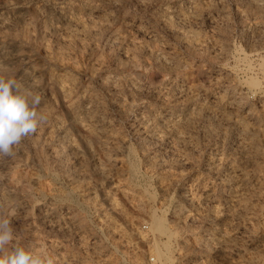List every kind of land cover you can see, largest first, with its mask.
I'll use <instances>...</instances> for the list:
<instances>
[{"label":"rangeland","instance_id":"1","mask_svg":"<svg viewBox=\"0 0 264 264\" xmlns=\"http://www.w3.org/2000/svg\"><path fill=\"white\" fill-rule=\"evenodd\" d=\"M256 1L0 0V75L40 93L47 116L0 157L14 243L55 264H159L156 243L173 264H264ZM177 114L185 121L168 130ZM229 168L243 174L229 180ZM164 205L167 229L152 231Z\"/></svg>","mask_w":264,"mask_h":264},{"label":"clouds","instance_id":"2","mask_svg":"<svg viewBox=\"0 0 264 264\" xmlns=\"http://www.w3.org/2000/svg\"><path fill=\"white\" fill-rule=\"evenodd\" d=\"M43 96L11 77L0 75V157L15 155L21 141L47 122L39 110ZM10 209L0 215V264H55L52 257L14 243Z\"/></svg>","mask_w":264,"mask_h":264},{"label":"bare ground","instance_id":"3","mask_svg":"<svg viewBox=\"0 0 264 264\" xmlns=\"http://www.w3.org/2000/svg\"><path fill=\"white\" fill-rule=\"evenodd\" d=\"M258 1V0H257ZM256 1V3H258ZM264 1V0H263ZM260 3V2H259ZM261 4H263V2L261 3ZM167 6V5H166ZM199 7V6H198ZM257 7H258V9L259 8H261V5L260 4H257ZM195 8V7H194ZM208 8V7H207ZM263 8V7H262ZM164 9V8H163ZM168 11V10H167ZM199 11V10H198ZM180 15V14H179ZM192 17V16H191ZM184 18V17H183ZM184 20V19H183ZM197 43V42H196ZM194 45V44H193ZM196 45H198V43L196 44ZM190 47H191V45H190ZM246 54V53H245ZM159 59V58H158ZM249 58H248V56H247V54L245 55V57H244V60L243 61H245L244 62V64L245 63H248L249 64V62H246L247 60H248ZM165 62V61H164ZM169 64H171V63H169ZM172 65V64H171ZM252 65V64H251ZM172 67H173V65H172ZM246 67H248V65L246 66ZM245 67V68H246ZM252 67V66H251ZM254 67V66H253ZM243 68V67H242ZM244 68V70H246ZM248 68H250V64H249V67ZM247 68V70H249ZM27 76H29V75H27ZM256 76V77H255ZM261 76V75H260ZM258 77L259 76H257V75H248L247 77H246V79H245V81L248 83V85H249V87H251V89H252V87L255 89V88H258V89H262L261 88V80L260 79H258ZM30 78V77H29ZM33 78V77H32ZM112 79V78H111ZM118 80V79H117ZM198 80V79H197ZM104 82H106L105 80H104ZM103 82V83H104ZM172 82V81H171ZM111 83V82H110ZM195 83H197V82H195ZM105 84V83H104ZM108 84V83H107ZM105 86V85H104ZM110 86V85H109ZM191 86V85H190ZM179 87V86H178ZM188 88H189V85L187 86ZM113 88V87H112ZM186 88V87H185ZM111 89V88H110ZM180 89V88H179ZM184 90V87H183V89H182V91ZM178 91V90H177ZM182 91H181V93H182ZM189 92H187V88H186V91L185 92H187L186 94H187V101L189 102V103H193V102H195L196 100H197V98H198V96H199V90L197 89V88H193V89H191V90H188ZM185 95V94H184ZM183 95V96H184ZM168 96V95H167ZM160 97V96H159ZM169 97V96H168ZM185 97V96H184ZM171 98H172V96H171ZM181 99V98H180ZM167 100V99H166ZM182 100V99H181ZM178 101V100H177ZM184 101V100H183ZM186 101V102H187ZM172 102V101H171ZM179 103H180V101H178ZM182 102V101H181ZM91 103V102H90ZM184 103V102H183ZM195 104H197V103H195ZM192 105V104H191ZM93 106V105H92ZM181 106V105H180ZM188 106V105H187ZM195 106V105H194ZM199 106V105H198ZM183 107V106H182ZM186 107V106H185ZM189 107V106H188ZM210 107V106H209ZM87 108V107H86ZM181 108V107H180ZM198 109V108H197ZM201 109V108H200ZM200 109H198V110H200ZM213 109V108H212ZM217 109V108H216ZM216 109L214 110V112H216ZM70 110H71V108H70ZM182 110H183V108H182ZM191 110V109H190ZM189 110V111H190ZM195 110V109H194ZM184 112V111H183ZM212 113H213V110L211 111ZM92 113V112H91ZM171 113V112H170ZM175 113V112H174ZM182 113V112H181ZM72 114H73V112H72ZM164 114V113H163ZM173 114V113H172ZM184 114H185V112H184ZM175 115V116H173V115H171L170 116V119L169 120H167V116L165 117L166 118V120L164 121V122H166V127H168L167 129L168 130H174L175 128H176V126L177 125H179V123H181V122H184L185 121V119H186V116L185 115ZM74 115V114H73ZM165 115H166V113H165ZM168 115V114H167ZM190 116H191V114H189ZM188 115V116H189ZM205 115V114H204ZM217 115V114H216ZM195 116V115H194ZM162 117H163V115H162ZM197 118H199V117H197ZM189 119V118H188ZM98 120V119H97ZM153 120V119H152ZM158 120H159V118H158ZM162 120V119H161ZM160 121V120H159ZM163 121V120H162ZM258 122V121H257ZM163 123V122H162ZM186 123V122H185ZM193 123V122H192ZM227 123V122H226ZM159 124H161V123H159ZM100 125V124H99ZM157 125V124H156ZM92 126V125H91ZM158 126V125H157ZM161 126V125H160ZM185 126V125H184ZM183 126V127H184ZM256 126V125H255ZM165 127V128H166ZM178 127H180V126H178ZM177 127V128H178ZM144 128H145V126H144ZM147 128V127H146ZM145 128V129H146ZM152 128H154L153 126H152ZM254 128V127H253ZM258 128V127H257ZM149 129V128H148ZM151 129V128H150ZM157 129V128H156ZM166 130V129H165ZM58 131V130H57ZM148 131V130H147ZM146 131V132H147ZM162 131H164V130H162ZM152 132V131H151ZM148 133V132H147ZM156 133V132H155ZM160 133H161V131H160ZM166 133V132H165ZM169 132H167L166 134H168ZM163 134V132L161 133V135ZM165 134V135H166ZM173 134V133H172ZM177 134V133H176ZM111 135V134H110ZM119 135V134H118ZM118 135H117V137H116V139L118 138ZM149 135V134H148ZM152 135H154V134H151L150 136H152ZM157 135V134H156ZM160 135V136H161ZM178 135V138H179V134H177ZM160 136H158V137H160ZM122 137V136H121ZM164 137V136H163ZM183 138V136H180V138ZM120 138V137H119ZM119 138L117 139V140H119ZM179 138V139H180ZM110 139V138H109ZM185 139V138H184ZM183 139V140H184ZM113 140H115L114 138H112V141ZM107 141V140H106ZM120 141V140H119ZM115 142V141H114ZM121 142V141H120ZM251 142V141H250ZM240 143V142H239ZM115 144V143H114ZM242 144H243V142H242ZM244 145V149L247 147L246 145H249L248 143L246 144H243ZM112 146V145H111ZM110 146V147H111ZM126 146V145H125ZM243 147V146H242ZM251 147V146H250ZM63 150V149H62ZM57 151V150H56ZM55 152V151H54ZM58 152V151H57ZM55 154V153H54ZM59 154V153H58ZM60 155V154H59ZM127 155V157H128V154H126ZM134 157V156H133ZM129 159V158H128ZM218 159V158H217ZM228 159V158H227ZM220 160V159H219ZM132 161V160H131ZM130 161V163H132ZM214 161V160H213ZM223 161V160H222ZM226 161V160H225ZM228 161V160H227ZM134 162V161H133ZM220 162V161H219ZM134 164V163H133ZM137 164V163H136ZM231 164V163H230ZM227 165V164H226ZM225 165V166H226ZM233 165V164H232ZM221 166V165H220ZM7 167V166H6ZM215 167H217V166H215ZM228 167V166H227ZM238 167V166H237ZM12 168V167H11ZM222 168V167H221ZM236 168V167H235ZM7 169V168H6ZM131 169V171H132V173L133 174H136V169H138V168H136V166H135V164H134V166L132 165V167L130 168ZM210 169V168H209ZM212 169V168H211ZM218 169V168H217ZM220 169V168H219ZM214 171H216L215 169H213ZM226 170H227V168H226ZM138 171V170H137ZM212 171V170H211ZM239 172V171H238ZM237 172V170L236 169H234V168H229V172H227L228 173V178H230L229 180H238L240 177H239V175L241 176V174H243V173H238ZM218 173V172H217ZM225 173V172H224ZM223 174V173H222ZM226 176V175H225ZM226 179V178H225ZM36 180V179H35ZM34 180V181H35ZM24 181V180H23ZM228 181V180H227ZM240 181V180H239ZM237 183V182H236ZM235 183V184H236ZM239 184V183H238ZM137 185V184H136ZM243 185V184H242ZM243 187H239L238 185L237 186H235L234 188H232V200H237V199H241V197L239 198V196H241L240 195V193L243 191V189H242ZM9 189V188H8ZM210 190V189H209ZM208 190V191H209ZM242 190V191H241ZM13 191V190H12ZM184 193V192H183ZM206 193V192H205ZM173 194V193H172ZM182 194V193H181ZM186 194V193H185ZM188 194V193H187ZM208 194V193H207ZM207 194H206V196H207ZM209 195V194H208ZM182 196V195H181ZM180 196V198H182V200H183V197L185 198V199H187V200H189V197L187 196V195H183V197H181ZM151 197V196H150ZM171 197V196H170ZM192 198V197H191ZM3 199V198H2ZM5 199V198H4ZM172 199H173V197H172ZM7 200V199H6ZM5 200V201H6ZM10 200V199H9ZM175 200V199H174ZM1 201H3V200H1ZM4 201V202H5ZM16 201V200H15ZM52 201V200H51ZM184 201V200H183ZM190 201V200H189ZM188 201V202H189ZM11 202V201H10ZM170 202V201H169ZM187 202V203H188ZM2 203L3 202H0V205H2ZM53 203V202H52ZM171 203V202H170ZM173 203V202H172ZM234 203V202H233ZM7 204H8V202H7ZM42 205V204H41ZM179 205V204H178ZM181 205V204H180ZM2 206H5V205H2ZM1 207V206H0ZM3 209H4V207H3ZM55 209V208H54ZM6 210V209H5ZM168 210V208L166 207V205H164L163 206V208H161V210H154V211H152V212H150L151 213V230L152 231H154V230H164V229H167V223H166V218H165V212ZM182 210V209H181ZM212 211V210H211ZM216 211V210H215ZM180 212V211H179ZM50 215H52V214H50ZM213 215V214H212ZM47 216V215H46ZM221 216V215H220ZM53 217V216H52ZM183 218V217H182ZM48 219V218H47ZM53 221H54V219H53ZM55 222V221H54ZM168 230L170 231V233H173V230L172 229H170V228H168ZM205 246V245H204ZM155 252L158 254V256H159V258H160V263L159 264H173V258L171 257V253H170V248H169V244L168 243H164V244H159V243H156V245H155Z\"/></svg>","mask_w":264,"mask_h":264},{"label":"built area","instance_id":"4","mask_svg":"<svg viewBox=\"0 0 264 264\" xmlns=\"http://www.w3.org/2000/svg\"><path fill=\"white\" fill-rule=\"evenodd\" d=\"M251 56L254 66L260 71L259 74L261 75L262 85L264 87V47L259 51L254 52Z\"/></svg>","mask_w":264,"mask_h":264}]
</instances>
